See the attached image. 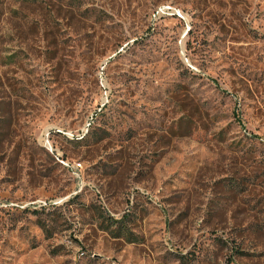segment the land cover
Wrapping results in <instances>:
<instances>
[{
	"label": "rangeland",
	"instance_id": "rangeland-1",
	"mask_svg": "<svg viewBox=\"0 0 264 264\" xmlns=\"http://www.w3.org/2000/svg\"><path fill=\"white\" fill-rule=\"evenodd\" d=\"M0 264H264V0H0Z\"/></svg>",
	"mask_w": 264,
	"mask_h": 264
},
{
	"label": "trees",
	"instance_id": "trees-1",
	"mask_svg": "<svg viewBox=\"0 0 264 264\" xmlns=\"http://www.w3.org/2000/svg\"><path fill=\"white\" fill-rule=\"evenodd\" d=\"M101 138L103 139L104 137H101ZM109 225H114V227L110 231L113 237H119V236H122V234H124L123 231L125 230V227L121 220L112 219L110 220ZM128 241H131V240H128Z\"/></svg>",
	"mask_w": 264,
	"mask_h": 264
}]
</instances>
